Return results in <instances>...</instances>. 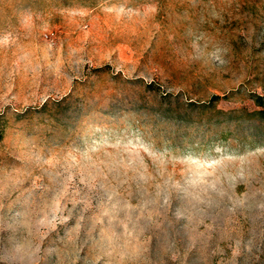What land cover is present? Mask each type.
<instances>
[{"label": "rangeland", "instance_id": "374dc122", "mask_svg": "<svg viewBox=\"0 0 264 264\" xmlns=\"http://www.w3.org/2000/svg\"><path fill=\"white\" fill-rule=\"evenodd\" d=\"M255 95L264 0H0V264H264Z\"/></svg>", "mask_w": 264, "mask_h": 264}, {"label": "trees", "instance_id": "16d2710c", "mask_svg": "<svg viewBox=\"0 0 264 264\" xmlns=\"http://www.w3.org/2000/svg\"><path fill=\"white\" fill-rule=\"evenodd\" d=\"M222 97L220 96H214L211 99V103H209L210 107L213 108L215 110V112L218 115H222V116H227L228 119H225V122H230L232 121L233 117L231 116V114H236V119L235 122L237 124L241 125H247L250 128L255 127L256 129H261V127H263L264 124V95H255L254 96V100L257 106V109L249 111V110H241V111H237L236 113H228L226 111L223 110H219L216 108L215 103L220 100ZM60 103V102H58ZM47 106V105H45ZM253 123V124H252ZM249 124V125H248Z\"/></svg>", "mask_w": 264, "mask_h": 264}]
</instances>
